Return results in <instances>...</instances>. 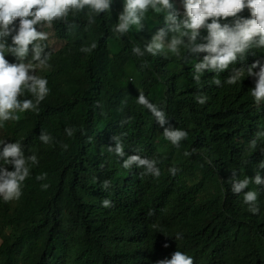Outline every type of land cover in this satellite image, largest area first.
Listing matches in <instances>:
<instances>
[{
    "label": "trees",
    "instance_id": "1",
    "mask_svg": "<svg viewBox=\"0 0 264 264\" xmlns=\"http://www.w3.org/2000/svg\"><path fill=\"white\" fill-rule=\"evenodd\" d=\"M171 2L181 14L182 0ZM122 7L123 0H113L110 14L101 13L87 29L83 16L75 30L60 23L43 29L48 41L66 43L57 52L48 46L51 67L37 68L36 74L47 78L50 93L38 113L20 114L7 139L21 141L25 155L35 153L39 164L30 169L16 207L0 199V264H156L174 251L188 254L194 264H264V186L249 184L259 193L260 211L253 215L229 183L233 170L239 179L257 172L264 178V168H258L264 141L256 149L248 145L264 128V104L257 106L250 95L253 77L245 74L236 84L226 83L233 68L264 64V49H250L243 61L219 74L205 71L197 85L192 65L206 53H186L189 62L171 54L134 56V45L143 47L164 27L163 15L149 12L142 30L120 39L110 24ZM239 15L250 17L247 9ZM200 33L206 36L207 30ZM92 42L95 50L80 52ZM112 45L117 52H110ZM213 79H220L221 86ZM138 92L162 104L169 124L188 132L179 148L164 139L163 128L135 102ZM199 94L208 97L203 105L196 102ZM67 126L75 129L71 138L64 132ZM41 131L54 137L52 145L38 139ZM116 134L122 135L126 156L140 148L139 155L157 159L161 176L124 169L107 151ZM186 151L192 155L185 156ZM173 166L179 169L175 176L168 172ZM43 172L47 179L37 180ZM105 180L112 185L107 191ZM105 198L112 207L101 206Z\"/></svg>",
    "mask_w": 264,
    "mask_h": 264
},
{
    "label": "clouds",
    "instance_id": "2",
    "mask_svg": "<svg viewBox=\"0 0 264 264\" xmlns=\"http://www.w3.org/2000/svg\"><path fill=\"white\" fill-rule=\"evenodd\" d=\"M112 3L113 0H0V128L8 121L18 122L20 114L25 112L38 113L41 102L50 93L47 78L36 74L37 68L51 67V52L47 44L49 33L43 29L60 23L67 30H75L80 26L77 18L81 16L85 19L87 29L95 24L101 13L110 14ZM182 6L181 17L171 0H123L122 11L116 22L110 24V31L121 39L133 29L142 30L149 12L155 16L162 14L164 27L157 29L143 47L139 43L134 45L131 53L136 57L150 55L165 58L171 54L183 62L190 61L186 53H206L202 60L192 65V78L197 85L205 71L219 74L238 60L243 61L250 49H264V0H182ZM245 9L250 13L249 18L239 15ZM227 18H233L232 22H220ZM202 28L207 30L206 36H201ZM96 48L97 43L92 42L81 46L79 50L89 54ZM9 54L14 57L8 61L5 56ZM146 66V61L141 64L142 68ZM257 68L258 71H253ZM245 74L255 81L254 87L250 89L254 103L257 106L264 104V64L255 61L247 69L233 68L226 83L236 84ZM212 82L217 87L221 86L220 79H213ZM138 93L135 102L143 106L163 128L164 139L179 148L181 142L188 138V132L169 124V117L162 104L152 103L143 92ZM195 99L203 105L208 97L199 94ZM123 103L126 104L127 100ZM96 106L100 107L99 102H96ZM122 123H127V120ZM64 132L71 138L75 129L67 126ZM38 139L45 145L54 142V137L46 131H41ZM110 139L113 144L107 146V151L122 161L124 169L136 167L142 169V176H161L157 159L139 155L142 151L140 148L133 149L135 154L126 156L122 135L116 134ZM261 141H264V128H258L248 145L256 149ZM62 147L67 149L68 145ZM184 155L190 156L192 152L186 151ZM38 164L39 159L35 153L25 155L21 141L7 142L0 138V199L5 203L19 200L23 194L22 186L31 174L30 169ZM7 166H11L12 170H8ZM258 168H264V161H261ZM178 171L175 166L168 168L173 176ZM36 179L46 180L47 173L39 174ZM229 183L232 193L242 195L248 211L253 215L258 214L259 193L257 190H249V184L264 186V178L259 172L252 178L245 176L239 179L238 172L233 170ZM111 186L108 180L102 183L105 191ZM41 187L47 190L49 185L44 183ZM101 206L110 208L113 202L105 198ZM175 238L182 237L177 233ZM156 264H194V261L188 254L174 251L170 258L157 260Z\"/></svg>",
    "mask_w": 264,
    "mask_h": 264
},
{
    "label": "rangeland",
    "instance_id": "3",
    "mask_svg": "<svg viewBox=\"0 0 264 264\" xmlns=\"http://www.w3.org/2000/svg\"><path fill=\"white\" fill-rule=\"evenodd\" d=\"M179 9H181V7H179ZM181 15H183V11L181 12ZM156 25H157V19L155 18L150 24L151 29L154 30L157 27ZM44 29H48V28H44ZM64 43H66V41H64V42L62 41L61 42V41H59V40H57L55 38H54V41H47L48 46L51 47L55 52L59 51L63 47ZM117 51H118V48L115 45H112L110 47V52L111 53H114V52H117ZM15 127H16V124H15L14 121L6 122L4 127L0 128V138H4L6 140L8 138H10L11 133L14 131ZM16 201H18V200L10 201L9 204H11L12 207H16L17 206V204H15ZM3 235H4V231L0 230V245L2 243V236Z\"/></svg>",
    "mask_w": 264,
    "mask_h": 264
}]
</instances>
